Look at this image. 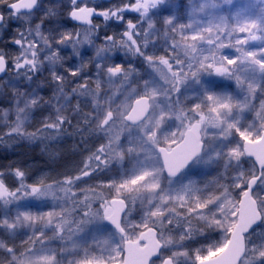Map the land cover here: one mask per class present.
<instances>
[{"label":"rangeland","instance_id":"rangeland-1","mask_svg":"<svg viewBox=\"0 0 264 264\" xmlns=\"http://www.w3.org/2000/svg\"><path fill=\"white\" fill-rule=\"evenodd\" d=\"M69 1L85 2V27L64 0H39L0 28V185L15 195L0 199V264H121L123 243L147 228L162 260L213 257L256 175L242 145L264 129V0ZM35 46L24 81L15 55ZM140 97L150 112L130 127ZM196 122L202 156L169 180L157 148ZM252 197L263 221L242 264H264V173ZM113 199L127 206L125 239L105 223Z\"/></svg>","mask_w":264,"mask_h":264},{"label":"water","instance_id":"water-1","mask_svg":"<svg viewBox=\"0 0 264 264\" xmlns=\"http://www.w3.org/2000/svg\"><path fill=\"white\" fill-rule=\"evenodd\" d=\"M36 5L37 0H17L8 5L6 10L15 14H28L35 10ZM70 22L75 26H85L87 21L84 11L73 10L70 14ZM2 24L3 17L0 14V26ZM4 71L5 65L0 58V80ZM149 112V100L146 97L137 98L132 102L123 121L130 127H136L147 119ZM202 152L201 125L194 123L185 131L182 140L169 151L165 148L158 149L165 177L169 180L177 179L201 157ZM242 152L243 156L252 162L257 174L247 181L238 203L236 223L225 247L215 256L203 259L197 264H239L245 253L244 238L257 229L262 222L252 194L264 172V129L257 140L243 143ZM0 198H2L1 188ZM109 207L111 213L105 222L123 239L125 233L121 228V221L126 212V205L123 200L113 199L109 202ZM161 251L162 244L157 240V231L148 228L142 231L135 241L127 240L123 243L121 264H151L158 260ZM161 264H172V261L165 259Z\"/></svg>","mask_w":264,"mask_h":264},{"label":"flooded vegetation","instance_id":"flooded-vegetation-1","mask_svg":"<svg viewBox=\"0 0 264 264\" xmlns=\"http://www.w3.org/2000/svg\"><path fill=\"white\" fill-rule=\"evenodd\" d=\"M15 1H17V0H15ZM14 1V2H15ZM144 1H146V0H143V1H141V3L143 2L144 3ZM14 2H9L8 4L6 3V7H5V11H3V9H1L0 8V14L2 15V17H3V25L2 26H0V28H2L3 26H4V23H5V19L6 18H8V17H17V16H20V17H32V16H34V12H36L35 10L37 9V7H38V4H39V0H37V5H36V8H35V10L32 12V13H28V14H15V13H7L8 14V16H6L5 15V13H6V8L8 7V5H10V4H12V3H14ZM68 21H69V23H70V15L68 16V19H67ZM38 21L37 20H34L33 21V23H32V28L34 29V30H36L37 28H38ZM19 27V26H18ZM76 28V27H75ZM18 49H19V47H17ZM8 53H6L5 54V58H3V57H0L2 60H3V62H4V65H5V71H4V75H5V73H6V71H7V64H8V62H7V59H8V57L6 56ZM29 55L28 57H26L25 55ZM15 59H16V61L17 62H19V63H21L22 62V60L24 59L25 61L23 62V64L22 65H20V67H19V69H17L18 70V73L22 76V78H23V80L24 81H26L28 78H30L31 80H33L34 79V77L36 76L35 75V70H36V62H37V59H38V48L35 46V48H32L31 49V51H27L25 48H22V51H21V53H20V51H17L16 52V55H15ZM27 61H29V63L30 64H28L27 63ZM10 64V63H9ZM37 73V72H36ZM35 75V76H34ZM189 127H187L186 129H188ZM185 129V130H186ZM185 130H184V132H185ZM184 132H183V134H184ZM182 137H183V135H182ZM182 139V138H181ZM173 147V146H172ZM158 148H160V147H158ZM158 148H157V151H158ZM171 149V147L169 148V149H167L166 148V150L167 151H169ZM157 155H158V153H157ZM159 157V156H158ZM246 159V158H245ZM249 161V160H248ZM249 162H251V161H249ZM251 164H252V162H251ZM253 165V164H252ZM254 167V166H253ZM255 169V168H254ZM255 173H256V170H255ZM183 175V174H182ZM181 175V176H182ZM0 187H1V190H2V195H3V197H2V199L1 200H13V198H15V195L14 194H8L7 193V191H6V189H4L3 188V186L2 185H0ZM245 189V188H244ZM243 192H244V190H243ZM243 192H242V194H243ZM14 193V192H13ZM254 193V192H253ZM242 194L238 197V199H237V206H236V208H235V217H234V220H233V222H232V228H230L229 229V232H228V234H227V236H226V239H225V244H224V246L222 247V249L225 247V245H226V243H227V241L229 240V237H230V234H231V231H232V229H233V227H234V225H235V223H236V219H237V207H238V203H239V200H240V197L242 196ZM255 201V200H254ZM257 205V204H256ZM258 208V207H257ZM259 210V212H260V214H261V219H262V221H263V214H262V212H261V210L260 209H258ZM249 236V235H248ZM248 236H246L245 238H244V247H245V253H244V256H243V258L240 260V262H239V264H242V261H243V259H244V257H245V255H246V251H247V246H246V239H247V237ZM190 239H193V238H190ZM159 240V239H158ZM193 240H195V239H193ZM163 245V248L165 247L164 246V244H162ZM165 249V248H164ZM164 249H163V251H164ZM221 249V250H222ZM220 250V251H221ZM219 251V252H220ZM218 252V253H219ZM162 253V252H161ZM217 253V254H218ZM215 256V255H214ZM167 258V257H166ZM166 258H164V259H166ZM163 259V260H164ZM161 261H162V259H161V257H160V255H159V259L157 260V261H154L152 264H160L161 263ZM172 261V264H175L174 263V261L173 260H171Z\"/></svg>","mask_w":264,"mask_h":264},{"label":"trees","instance_id":"trees-1","mask_svg":"<svg viewBox=\"0 0 264 264\" xmlns=\"http://www.w3.org/2000/svg\"><path fill=\"white\" fill-rule=\"evenodd\" d=\"M64 1L67 3L68 8H69L71 11L74 10V9H81V8H83V7L86 6V5H85V2H80L78 5H73V3L70 2L69 0H64ZM133 2H134V0L132 1V4H133ZM134 19H135V18H134ZM77 29H79V28H77ZM74 98H75V97H74ZM84 119H87V118L84 117ZM74 137L77 138L78 136H74ZM88 141H89V140H88ZM9 161H11V158L8 157V156H7V158H5V159L2 158L3 166L5 167V164H6L7 162H9ZM7 169H13V168H8V166H7Z\"/></svg>","mask_w":264,"mask_h":264}]
</instances>
